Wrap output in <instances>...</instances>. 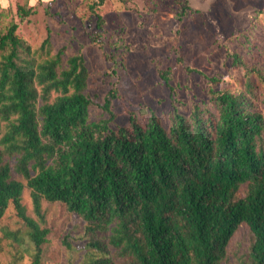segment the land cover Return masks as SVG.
Listing matches in <instances>:
<instances>
[{"label":"trees","instance_id":"trees-1","mask_svg":"<svg viewBox=\"0 0 264 264\" xmlns=\"http://www.w3.org/2000/svg\"><path fill=\"white\" fill-rule=\"evenodd\" d=\"M104 1L90 7L101 31L95 9ZM187 9L183 3L179 15ZM32 13L16 6L20 20ZM17 27L11 22L0 35L2 237H26L32 264L39 263L48 230L25 214L13 158L38 217L45 200L84 221L94 250L85 264H221L241 225L250 234V264H264V115L252 84L254 75L264 87V67L232 53L243 92L209 89L212 108L194 104L187 116L173 111L167 129L153 113H129L111 128L115 90L100 106L109 117L88 121L82 55L62 64L59 50L37 61Z\"/></svg>","mask_w":264,"mask_h":264},{"label":"rangeland","instance_id":"rangeland-1","mask_svg":"<svg viewBox=\"0 0 264 264\" xmlns=\"http://www.w3.org/2000/svg\"><path fill=\"white\" fill-rule=\"evenodd\" d=\"M94 1L0 0V35L9 23H16L17 36L37 61L59 50L62 64L70 56L82 55L85 93L92 103L88 121L109 117L100 106L115 90L111 128L124 125L129 113L145 119L153 113L167 129L173 111L187 116L194 104L212 108L209 89L244 91L243 71L232 65L230 54L264 67V0H105L95 9L103 19L102 31L90 10ZM183 3L190 10L180 16ZM17 5L32 7L33 13L20 20ZM46 38L49 45L42 49ZM2 54L0 50V60ZM252 84L264 115V87L254 75ZM9 164L12 176L23 184L20 201L25 214L48 230L38 264H85L94 250L84 221L60 203L45 200L38 217L26 180L14 173L13 158ZM6 227L0 225V264H32V243L26 237L20 241L2 237ZM249 240L248 229L241 225L221 264H250Z\"/></svg>","mask_w":264,"mask_h":264}]
</instances>
